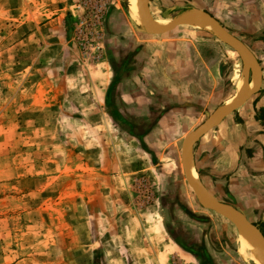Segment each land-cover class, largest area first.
Here are the masks:
<instances>
[{
    "label": "rangeland",
    "instance_id": "rangeland-1",
    "mask_svg": "<svg viewBox=\"0 0 264 264\" xmlns=\"http://www.w3.org/2000/svg\"><path fill=\"white\" fill-rule=\"evenodd\" d=\"M129 18L123 0H0V264H91L93 250L98 264H160L162 252L165 264H255L237 227L194 196L178 142L151 146L150 132L139 140L109 116L110 37L142 29ZM177 33L223 60L221 90L186 119L193 127L251 72L212 33ZM190 207L208 214L207 259L182 248L194 251Z\"/></svg>",
    "mask_w": 264,
    "mask_h": 264
},
{
    "label": "crops",
    "instance_id": "crops-1",
    "mask_svg": "<svg viewBox=\"0 0 264 264\" xmlns=\"http://www.w3.org/2000/svg\"><path fill=\"white\" fill-rule=\"evenodd\" d=\"M147 5L152 16L157 12L166 18L202 9L224 28L235 29L238 38L250 40L261 69L259 89L199 136L190 153L199 182L264 237V0H147ZM178 27L148 34L123 24L110 37L109 54H115L109 58L107 104L139 138L150 132L151 146L176 141L180 147L182 138L197 126H187L186 119L211 105L222 86L223 60L217 47L203 37L178 35ZM189 213L193 219L186 229L194 248L190 251L207 259L208 214L193 207Z\"/></svg>",
    "mask_w": 264,
    "mask_h": 264
},
{
    "label": "water",
    "instance_id": "water-1",
    "mask_svg": "<svg viewBox=\"0 0 264 264\" xmlns=\"http://www.w3.org/2000/svg\"><path fill=\"white\" fill-rule=\"evenodd\" d=\"M142 7V18L143 25L141 26L143 31L148 34H159L167 31L173 27L182 26L188 24L190 21L197 18H205L218 30L220 36L223 38V42L227 44L232 50H234L245 70L254 74L255 84L253 88L245 90L244 94L238 100L228 104L220 105L213 109L207 116L190 130L183 138L180 144L179 162L182 167V172L186 183L191 187L194 196L198 202L206 209L212 210L213 212L222 215L232 222L235 226L251 232L258 245L260 246L264 254V237L259 229L249 222L239 211L232 206L222 203L216 199L200 182L197 178L192 177L187 168V158L190 154L193 143L199 136H201L206 130L218 122L223 116L230 113L232 110L239 107L245 102L252 94H254L260 86L261 82V69L260 65L255 58L254 54L248 49V47L240 41L236 36L224 28L216 18L210 15L208 12L199 9L191 8L183 13L172 18V22L162 27H156L153 24L152 15L149 12L147 0H140Z\"/></svg>",
    "mask_w": 264,
    "mask_h": 264
},
{
    "label": "bare ground",
    "instance_id": "bare-ground-1",
    "mask_svg": "<svg viewBox=\"0 0 264 264\" xmlns=\"http://www.w3.org/2000/svg\"><path fill=\"white\" fill-rule=\"evenodd\" d=\"M123 1L126 7L128 8V13H129L130 18L134 22H138L140 26H142L143 18H142V7L140 4V0H123ZM152 20H153L154 26L156 27H162L172 22V18L158 17V16L152 17ZM188 24L196 30L210 32L218 40L224 41L223 38L220 36L218 30H216V28L208 20H206L203 17L194 19L190 21ZM254 84H255L254 74L251 73V77L250 76L247 77L245 73L242 77L236 80L235 87H234L236 95L232 96L231 99L225 100L222 105L223 106L228 105L238 100L239 98L243 96L244 91L246 89L249 90L253 88ZM187 168L190 174L192 175V177L197 178V175L193 169V165L191 161V153L188 155V158H187ZM237 233H238V239H239L238 241L239 252L246 256H249L251 260L255 262V264H264V254L260 246L256 242L254 235L251 232L243 230L239 227H237ZM165 255L166 254L163 252L159 255L160 264L166 263Z\"/></svg>",
    "mask_w": 264,
    "mask_h": 264
},
{
    "label": "trees",
    "instance_id": "trees-1",
    "mask_svg": "<svg viewBox=\"0 0 264 264\" xmlns=\"http://www.w3.org/2000/svg\"><path fill=\"white\" fill-rule=\"evenodd\" d=\"M105 101H106V103L108 102V100H107V96H105ZM108 114H109V116L114 120V122L119 126V127H121V128H124L126 131H127V133L129 134V135H132V136H134V137H136L137 139H139V137L138 136H136L135 134H133L130 130H127L126 129V123H125V121H123L118 115H116L115 113H114V111H112V109H109L108 110ZM140 140V139H139ZM141 148L143 149V150H145L146 152H148L150 155H151V153L149 152V151H147L143 146H141ZM262 234V233H261ZM180 247H182L181 246V244H179V243H177ZM184 250H186V251H188V252H190V253H192L193 254V252H191L190 250H187V249H185L184 247H182ZM103 257V254L102 253H100V252H98L97 250H93L92 251V261H91V264H98V260L100 259V258H102Z\"/></svg>",
    "mask_w": 264,
    "mask_h": 264
},
{
    "label": "flooded vegetation",
    "instance_id": "flooded-vegetation-1",
    "mask_svg": "<svg viewBox=\"0 0 264 264\" xmlns=\"http://www.w3.org/2000/svg\"><path fill=\"white\" fill-rule=\"evenodd\" d=\"M194 171H195V170H194ZM195 173H196V172H195ZM196 175H197V173H196ZM175 241H176L177 243H179V241H178L177 239H176Z\"/></svg>",
    "mask_w": 264,
    "mask_h": 264
}]
</instances>
